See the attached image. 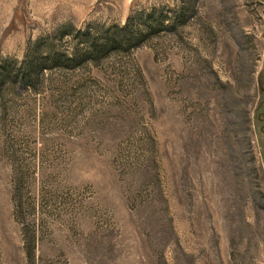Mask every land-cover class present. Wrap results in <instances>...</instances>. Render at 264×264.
<instances>
[{"label": "rangeland", "instance_id": "374dc122", "mask_svg": "<svg viewBox=\"0 0 264 264\" xmlns=\"http://www.w3.org/2000/svg\"><path fill=\"white\" fill-rule=\"evenodd\" d=\"M0 264H264V0H0Z\"/></svg>", "mask_w": 264, "mask_h": 264}]
</instances>
